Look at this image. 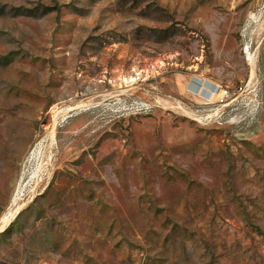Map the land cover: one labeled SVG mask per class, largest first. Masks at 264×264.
<instances>
[{
  "label": "rangeland",
  "instance_id": "374dc122",
  "mask_svg": "<svg viewBox=\"0 0 264 264\" xmlns=\"http://www.w3.org/2000/svg\"><path fill=\"white\" fill-rule=\"evenodd\" d=\"M3 216L0 264H264V0H0Z\"/></svg>",
  "mask_w": 264,
  "mask_h": 264
},
{
  "label": "bare ground",
  "instance_id": "6f19581e",
  "mask_svg": "<svg viewBox=\"0 0 264 264\" xmlns=\"http://www.w3.org/2000/svg\"><path fill=\"white\" fill-rule=\"evenodd\" d=\"M244 52H245L246 54L249 53V52H248V47H247V46L245 47ZM13 200H14V199H13ZM17 210H18V209H17ZM17 210H16V211H17ZM16 211H15V212H16ZM7 221H8V216H3V217L1 218L0 224L3 225V224H5Z\"/></svg>",
  "mask_w": 264,
  "mask_h": 264
},
{
  "label": "built area",
  "instance_id": "2783aa9c",
  "mask_svg": "<svg viewBox=\"0 0 264 264\" xmlns=\"http://www.w3.org/2000/svg\"><path fill=\"white\" fill-rule=\"evenodd\" d=\"M220 92H221V94H222L221 96H223V97L228 95V93H227V90H226V89H224V90H221Z\"/></svg>",
  "mask_w": 264,
  "mask_h": 264
}]
</instances>
